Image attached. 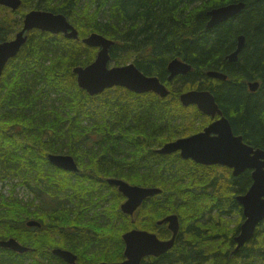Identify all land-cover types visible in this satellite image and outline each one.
<instances>
[{
  "label": "trees",
  "instance_id": "1",
  "mask_svg": "<svg viewBox=\"0 0 264 264\" xmlns=\"http://www.w3.org/2000/svg\"><path fill=\"white\" fill-rule=\"evenodd\" d=\"M234 2H245V8L207 29L208 10ZM27 9L63 13L78 29L79 38L32 30L4 69L0 179L13 189L27 187L35 199L29 204L13 194L0 195V232L8 231L14 220L43 215V228L28 227L26 239L34 243L31 246L50 250L24 254L0 250V264H68L53 253L54 247L70 249L81 264L120 262L125 259L123 232L132 227L149 230L152 216L159 219L169 211L182 220L176 246L142 264H254V260L264 264V250H256L264 249V223L240 254L232 253L233 238L218 233L224 230L220 213L227 205L241 213L232 196L221 200L215 196L221 197L224 182L229 183L224 173L220 190L210 191L201 187L208 183V174L197 163L155 152L178 136L181 126L202 116L195 106L181 102V93L190 89L212 91L235 129L254 147L264 149V0H22L17 10L0 4V42L22 28ZM92 32L114 40L110 49L114 65L133 61L146 75L166 83L170 94L162 98L155 92L115 86L91 96L80 88L73 69L96 58L98 49L82 41ZM239 35H245L246 43L238 61L232 62L227 56L236 49ZM177 57L192 70L169 81L168 64ZM210 70L225 73L227 80L208 76ZM250 81L260 82L256 92L249 90ZM193 108L195 113L190 112ZM52 153L72 155L81 170L59 169L49 160ZM125 166L135 172L136 181L162 187L152 198L154 215L151 202H145L134 223L117 206L104 210L106 200L101 187L96 188ZM235 180L237 192L244 193L252 183L251 171ZM48 195L57 201H46ZM89 214L113 223L85 227ZM119 215L131 224L123 232L117 229ZM61 240L64 243H57Z\"/></svg>",
  "mask_w": 264,
  "mask_h": 264
},
{
  "label": "water",
  "instance_id": "2",
  "mask_svg": "<svg viewBox=\"0 0 264 264\" xmlns=\"http://www.w3.org/2000/svg\"><path fill=\"white\" fill-rule=\"evenodd\" d=\"M0 4L13 10L22 5V0H0ZM245 8V2H234L223 6L211 8L208 11L210 21L207 29L212 28L239 14ZM39 29L53 34L63 33L67 38H79V32L63 13L34 9L26 13L23 28L11 40L0 42V83L4 68L8 61L15 57L28 39V31ZM89 47H97L95 60L87 66H77L73 72L77 76L79 87L86 90L91 96L104 92L107 88L115 86L125 87L136 93L155 92L162 98L170 94L167 85L157 76H149L142 72L132 62L127 65L109 66L111 61L110 49L114 41L98 32H92L83 38ZM246 43L245 35L238 37L236 49L227 56L229 61L237 62L239 54ZM192 65L174 58L168 64L169 80L178 75L188 74ZM207 75L226 80L227 75L218 70H210ZM249 89L256 92L260 87L259 81H250ZM184 106L195 104L205 114L214 116L221 110L212 91L209 89H193L183 92L180 96ZM212 133L215 135L213 136ZM181 151L184 159H193L203 164H222L234 169L238 176L246 169L252 170V185L247 193L238 197L244 207L246 220L241 226V232L236 238L237 249L250 240L257 225L264 220V150L244 143L242 136H235L227 118L222 117L211 123L203 132L188 137L178 138L166 143L157 150L158 153L168 154ZM49 160L57 167L78 171V165L73 156L68 154H50ZM128 196L122 205L126 213H133L142 201L160 191L159 188L133 186L120 179H109ZM173 236L169 240H160L158 236L146 230L133 229L123 235L125 241L126 258L120 262H100L98 264H142L147 256L160 257L174 246L175 237L179 231V222L176 215L167 217ZM35 224L34 221L29 222ZM0 247L12 248L19 253L28 251L16 239L0 240ZM237 251V250H236ZM53 253L69 264H79L78 256L66 249L56 248Z\"/></svg>",
  "mask_w": 264,
  "mask_h": 264
},
{
  "label": "flooded vegetation",
  "instance_id": "3",
  "mask_svg": "<svg viewBox=\"0 0 264 264\" xmlns=\"http://www.w3.org/2000/svg\"><path fill=\"white\" fill-rule=\"evenodd\" d=\"M234 17H232V18H234ZM232 18H230V19H232ZM178 76H182V74L178 75ZM178 76H176L175 78H177ZM174 79L169 80V77H168L169 81H173ZM248 84H249V82H248ZM248 88H249V86H248ZM193 106H195L200 111V109L198 108L197 105H193ZM219 108H220L221 112L220 113H216L214 116H212L210 114H205V113L200 111L202 113V116H200L199 119H195V122H193L192 120H189L188 123L185 126H181V129H179L178 131L176 130L177 132H179V133H177L178 136H176L174 139H172L170 141H167L166 143L171 142V141H175L178 138H184V137H188V136H191L193 134H196V133L203 132L206 129V127H208L211 123H213L216 120L221 119L222 117H225V118L228 119V121L230 123V126H231L233 134L235 136H242L244 143H246L248 145H252L249 142H247V140L245 139V135L244 134L238 132L235 129V126H234L233 122L231 121L229 114L226 113L225 110L220 105H219ZM192 113H195L194 109H193ZM192 115H195V114H192ZM212 135L214 136L215 134L212 133ZM164 145L156 148L155 152L158 153L157 150L159 148L163 147ZM159 154H161V153H159ZM161 155L168 156V157H170L169 159L171 160V159L177 158L179 156L181 157V151H175L173 153L161 154ZM169 159H166L167 162H169ZM182 159H184V158H182ZM186 160H188V159H186ZM189 160L197 163L201 167V169L203 171H206L205 173L208 174V176H205V177H208V183L204 184V185H201L202 188H204L206 186V188L208 190H210V191L211 190H218L219 191L220 190L219 189L220 188V186H219L220 179L224 176L223 177L224 181H229V183L224 182V184H223V187H222V190H221L222 191V196L219 197L218 196L219 193H216L215 196L217 198H219L220 200L222 198L225 199V198H227L229 196H232L233 199L240 204V208H241L240 212L241 213L238 214L236 212L237 211V207H235V205L234 206H232L231 204L227 205L228 207L225 208V211H222V213H220L221 214L220 223L224 224V230L222 232H218V233L223 235L226 239L228 238L230 240L231 238H233V243L232 244L229 243L230 246H233L232 249H231L232 253L240 254L241 250H246L247 248H249L251 246L252 238L254 237V235H253V237L250 240L246 241L242 246H240L239 249H237L238 242H237L236 238L240 234L241 226L244 223V221L246 220V217H245V214H244V207H243L242 203L238 200V197L240 195H242V194L247 193V191L249 190V188L252 185V183L250 184V186L246 189V191L244 193H238L237 189H236V180H235V178L238 177V176L234 175V169L233 168L228 167L226 165H222V164H211V165H209V164L198 163V162H196L195 160H193L191 158H189ZM127 167L128 166L122 167V169L119 170L120 172L118 171L116 176L105 177L106 184L100 182V183H98L96 185V188H98L99 186L101 187V194H100L101 198L106 200L105 206L103 207L104 210H106V208H108V207L112 208V207L117 206V207L120 208V210L123 213V215H127L130 218H132V223H134L136 216L140 215V213L142 211L141 208H142V206L144 205L145 202H148V201L151 202V209H152L151 212H152V215H154V212H155L154 208L155 207L153 208L152 204L155 201L153 202L152 198L156 199L155 196L162 192V187L153 184L152 181H151V183H145V182L136 181L135 176H134L135 172L132 171V170L126 171ZM59 169H62V168H59ZM62 170H65V169H62ZM80 170H81V168H80ZM84 170H86V168H84ZM246 170H250L251 171V177H252V170L251 169H246ZM210 173L212 174V177L210 176ZM221 173H224V175H222V177H221ZM74 177H76V176H74ZM150 178L152 180V173L150 174ZM109 179H120L122 181H125V182L129 183L130 185H133V186H141V187H147V188H159L160 191L158 193H155V194L150 195L149 197L145 198L142 201V203L140 204V206L133 213H126V212L123 211L122 205L128 200V196L125 193H123L119 189V187L117 185L111 184L109 182ZM215 179H218V181L215 180ZM228 190H229V192H228ZM75 195H76V193H75ZM110 198L112 199L111 201L109 200ZM38 203H40V201H38ZM167 210L168 209H166L165 211H167ZM123 215H119L118 218H117V222H116L118 224V230L122 231V232L125 229H127V228H129L131 226V224H126L125 223V218L126 217L123 216ZM172 215H176L177 218H178L179 231H178V233H177V235L175 237L174 246L171 249H169V250H173V248L176 246V243L178 242V236H179V233H180L181 228H182V220H181L180 216L177 213L169 211V212H167L166 215H163L159 219L154 218V216H152L153 218L149 219L150 222L148 224V228H149L148 231L156 234L160 240H169L173 236V230L170 227V221L167 220V217L172 216ZM94 216H95V218L85 217L86 218V220H85L86 223L88 222L87 224H85V227L95 226L96 228H100L101 226H99V224H98L99 221H102V228L107 227V225L109 223H111V224L113 223V222H111L109 220H108L109 222H107L106 218H104V217H99V214H94ZM233 217L237 218L236 222H232V218ZM42 218H43V215L38 216L37 218H33V219H27V216H25L22 219L23 221H20L19 219L14 220L13 221V225H11V227L9 225V227L7 229L8 231H5V232L1 231L0 232V236H1L0 239H5L6 240V239L14 238L22 246H24L28 250H50V247L49 248H45V247L31 246V245H34V243H30L26 239V235L29 232L28 227L43 228V226L45 225V222L41 221ZM30 221H34L35 224L30 225L29 224ZM238 223H240V228H239V232L236 233L237 226L239 225ZM263 223H264V220L261 221L257 225L256 229L259 228V226L262 225ZM209 227L207 229H209ZM132 229H137V228L136 227H132L128 231H130ZM18 233H21L20 234V236H21L20 238H17ZM124 233L125 232H123V235H124ZM255 233H256V230H255ZM207 234L210 235V233H207ZM2 237H4V238H2ZM186 238L187 237L183 238V240L184 241L187 240ZM57 243L61 244V243H64V241H62V240L61 241H57ZM61 248L66 249V250H70V249L65 248V247H61ZM54 249H55V247L52 248V250H54ZM0 250H12L14 252H17V251H15V249L6 248V247H0ZM256 250H264V249H256ZM17 253H19V252H17ZM22 254H24V253H22ZM24 257H27V256H23V258Z\"/></svg>",
  "mask_w": 264,
  "mask_h": 264
},
{
  "label": "rangeland",
  "instance_id": "4",
  "mask_svg": "<svg viewBox=\"0 0 264 264\" xmlns=\"http://www.w3.org/2000/svg\"><path fill=\"white\" fill-rule=\"evenodd\" d=\"M27 10L29 11V9H27ZM130 62H133V61L130 60ZM111 65H114V64L111 62ZM193 109L190 112H193ZM189 115H191V114H189ZM192 116H194V115H192ZM178 168H179V166H178ZM13 186H14L13 184L2 182V180L0 179V195L10 196L11 194H13V195L19 197L20 199H23L25 203H29V204H30V202H32L35 199V195L27 187L20 185V186H16L13 189ZM50 196L51 195H48V197L46 198V201H51V200L57 201V199L52 198L53 196H51V197ZM34 202H35V205L36 204H38V205L40 204L42 206L45 205V203L43 201H41L40 203H38V201H34ZM47 204L48 205H50V204L55 205L57 203L52 204V202H48ZM33 209H35V208H33ZM88 216L90 218H95V216H93L92 214H89ZM236 221H237V218L233 217L232 222H236ZM117 229H118V227H117ZM253 263L254 264H262L261 262L256 261V260H254Z\"/></svg>",
  "mask_w": 264,
  "mask_h": 264
},
{
  "label": "bare ground",
  "instance_id": "5",
  "mask_svg": "<svg viewBox=\"0 0 264 264\" xmlns=\"http://www.w3.org/2000/svg\"><path fill=\"white\" fill-rule=\"evenodd\" d=\"M209 10H210V9H209ZM209 10H208V11H209ZM207 15H208V12H207ZM208 16H209V15H208ZM209 21H210V16H209ZM209 21H208V23H209ZM208 23H207V25H208Z\"/></svg>",
  "mask_w": 264,
  "mask_h": 264
}]
</instances>
